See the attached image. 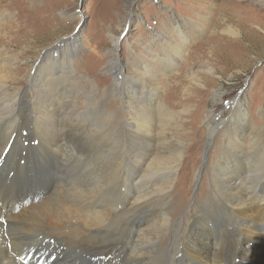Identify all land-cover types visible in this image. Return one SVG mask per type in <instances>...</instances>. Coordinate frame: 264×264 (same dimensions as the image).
Returning a JSON list of instances; mask_svg holds the SVG:
<instances>
[{
  "label": "bare ground",
  "instance_id": "obj_1",
  "mask_svg": "<svg viewBox=\"0 0 264 264\" xmlns=\"http://www.w3.org/2000/svg\"><path fill=\"white\" fill-rule=\"evenodd\" d=\"M180 27L173 24L176 32ZM66 49L49 51L46 66L55 70L35 75V88L28 92L29 118L17 100L7 113L0 111V261L45 264L44 258L55 256L51 263L264 264L260 133L254 134L249 152L241 151L235 145L244 121L238 125L236 120L228 149L207 169L210 192L194 197L191 219L187 214L178 219L169 203L178 157L166 168L158 165L165 161L178 122L167 119L171 112L162 106L153 80L155 72L176 64L177 55L166 53L161 59L150 51V60L137 57L136 76L114 57V80L98 98L89 78L92 88L86 96L81 90ZM113 94L125 104L123 116L108 108L105 97ZM218 118L212 110L206 117L208 144L224 123ZM22 136L37 143L25 149ZM173 203L178 207L181 199ZM195 227L203 237L191 241ZM31 242L37 246L25 251Z\"/></svg>",
  "mask_w": 264,
  "mask_h": 264
},
{
  "label": "rangeland",
  "instance_id": "obj_2",
  "mask_svg": "<svg viewBox=\"0 0 264 264\" xmlns=\"http://www.w3.org/2000/svg\"><path fill=\"white\" fill-rule=\"evenodd\" d=\"M176 23L181 25L178 32L173 29ZM151 41L155 49L148 47ZM63 47L70 51L71 69L80 76L85 96L92 88L89 78L97 86L98 98L114 80V57L128 75L136 76L141 61L137 57L147 55L150 60V51L160 53L161 59L166 53L177 55L171 69L153 74L162 106L171 112L167 119L178 122L165 161L158 164L166 168L178 157L169 190L170 213L176 218L186 214L190 218L194 197L210 192L207 169L216 164L217 154L228 149V132L236 120L238 125L239 120L244 122L235 146L249 152L259 132L258 148L264 149V0H0V111L7 113L17 100L23 117H30L28 92L36 84L32 81L40 70H55L46 66L47 54ZM105 98L108 108L123 116V100L116 94ZM210 110L224 123L208 144ZM35 141L19 139L25 149ZM11 145L12 139L6 153ZM178 199L176 207L173 202ZM200 230L195 227L191 241L203 237ZM213 230L218 234V227ZM30 245L37 246L31 242L25 251ZM39 253L45 255L46 248ZM51 257L44 258L45 264H58L59 260L51 263ZM0 264L18 263L3 258Z\"/></svg>",
  "mask_w": 264,
  "mask_h": 264
}]
</instances>
